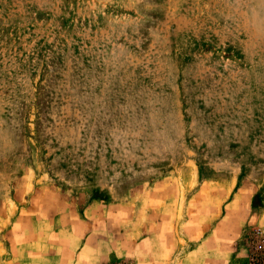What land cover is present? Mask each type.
Wrapping results in <instances>:
<instances>
[{
	"label": "rangeland",
	"instance_id": "374dc122",
	"mask_svg": "<svg viewBox=\"0 0 264 264\" xmlns=\"http://www.w3.org/2000/svg\"><path fill=\"white\" fill-rule=\"evenodd\" d=\"M260 218L264 0H0V264H245Z\"/></svg>",
	"mask_w": 264,
	"mask_h": 264
},
{
	"label": "crops",
	"instance_id": "0c3cea01",
	"mask_svg": "<svg viewBox=\"0 0 264 264\" xmlns=\"http://www.w3.org/2000/svg\"><path fill=\"white\" fill-rule=\"evenodd\" d=\"M260 220H261V222L264 223L262 218H260ZM255 222H257V221H255ZM257 224H259V223L257 222ZM211 239H212V236H210V235L206 236L201 243L197 244L194 248L190 249L188 251V253H186V254L180 256L179 258H177L178 260H177L176 264H230L231 251L226 253V254L224 253L220 257H218V256L216 257L214 255L215 252H213V250H209L208 252L203 250V247L206 245V243L210 242ZM152 242L153 241H152V239L150 237L149 238L146 237V238H143V239H141L139 241H136L134 245H136L135 248H137V249H139L140 247L147 249L148 247L149 248L152 247L151 246ZM138 252L139 253H138V255L136 256L135 259H136V262H139V264L140 263L142 264V262L144 260L143 257L140 255V254H142V251H138ZM147 252H148V250H145L144 254L147 255ZM113 254H114V256L116 258L125 257V254L122 251H121V256L118 255L117 253H113ZM135 254H137V253H135ZM202 255L205 256V257H203V259H202ZM241 256H242V258L244 260H246L245 264H248V262H247V257L248 256L246 254H242ZM111 257L112 256L109 255V256L105 257L102 261L103 262H107L108 260H110ZM147 263L148 262L145 259V263L144 264H147Z\"/></svg>",
	"mask_w": 264,
	"mask_h": 264
},
{
	"label": "built area",
	"instance_id": "2783aa9c",
	"mask_svg": "<svg viewBox=\"0 0 264 264\" xmlns=\"http://www.w3.org/2000/svg\"><path fill=\"white\" fill-rule=\"evenodd\" d=\"M253 251L247 257L248 264H264V228L257 229L253 235Z\"/></svg>",
	"mask_w": 264,
	"mask_h": 264
}]
</instances>
